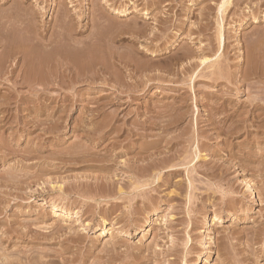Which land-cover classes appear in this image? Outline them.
Masks as SVG:
<instances>
[{
    "label": "rangeland",
    "instance_id": "374dc122",
    "mask_svg": "<svg viewBox=\"0 0 264 264\" xmlns=\"http://www.w3.org/2000/svg\"><path fill=\"white\" fill-rule=\"evenodd\" d=\"M221 3L0 0V264H264V0Z\"/></svg>",
    "mask_w": 264,
    "mask_h": 264
},
{
    "label": "bare ground",
    "instance_id": "6f19581e",
    "mask_svg": "<svg viewBox=\"0 0 264 264\" xmlns=\"http://www.w3.org/2000/svg\"><path fill=\"white\" fill-rule=\"evenodd\" d=\"M103 1V0H102ZM233 2H234V0H222V3H221V5H220V8H219V13H220V15L221 16H223V14L225 13V11H227L226 9L227 8H229V6H231V5H233ZM14 4V3H13ZM37 5V4H36ZM106 5V4H105ZM87 6V5H86ZM23 9V8H22ZM231 9V8H230ZM228 11H230V10H228ZM117 12V11H116ZM112 13V12H111ZM122 13V12H121ZM27 14V13H26ZM32 15V14H31ZM30 15V16H31ZM26 16H28V15H26ZM9 18V17H8ZM15 18V17H14ZM113 18V17H112ZM221 18V17H220ZM100 19V18H99ZM103 20V19H102ZM164 20V19H163ZM223 20H224V18H223ZM19 21V20H18ZM29 21V20H28ZM220 21V20H219ZM225 21V20H224ZM223 21V22H224ZM255 21V20H254ZM96 22V21H95ZM103 22V21H102ZM222 21L221 22H219V25L221 26V28L219 27V37H221V42L223 41V35L224 34H222V32L224 31L223 29H224V26L221 24V23H223ZM5 23V22H4ZM16 23V22H15ZM67 23V22H66ZM94 23V22H93ZM32 24V23H31ZM3 25V24H2ZM67 25V24H66ZM105 26V25H104ZM138 26V25H137ZM187 26V25H186ZM2 27V26H1ZM97 27V26H96ZM95 27V28H96ZM223 27V28H222ZM5 28V27H4ZM19 28V27H18ZM99 28V27H98ZM103 28V27H102ZM126 28V27H125ZM133 28V27H132ZM217 28H218V26H217ZM3 29V28H2ZM107 29H109V28H107ZM96 30V29H95ZM94 30V31H95ZM135 30L137 31L138 30V28L137 27H135ZM134 30V31H135ZM145 30V29H144ZM7 31H8V29H7ZM44 31V30H43ZM103 31V30H102ZM109 31H110V29H109ZM126 31V30H125ZM134 31H133V33H134ZM143 30H141L140 32H142ZM107 32V31H106ZM138 32V31H137ZM16 33V32H15ZM108 33V32H107ZM122 34H123V32H121ZM127 33V32H126ZM130 33V32H129ZM133 33H131L132 34V36H133ZM115 34V33H114ZM117 34V33H116ZM115 34V35H116ZM61 35V34H60ZM63 35V34H62ZM67 35V34H66ZM135 35H136V33H135ZM151 35V34H150ZM12 36V35H11ZM69 36V35H68ZM67 36V37H68ZM106 36V35H105ZM137 36V35H136ZM135 36V37H136ZM138 36H140V35H138ZM100 37V36H99ZM104 37V36H103ZM109 37V36H108ZM114 37V36H113ZM118 37V36H117ZM134 37V36H133ZM141 37V36H140ZM60 38V37H59ZM93 38V37H92ZM98 38V37H97ZM63 39V38H62ZM116 39V38H115ZM122 39V38H121ZM60 40V39H59ZM71 40V39H70ZM97 40V39H96ZM100 40V39H99ZM101 40H103V38L101 39ZM15 41H16V39H15ZM95 41V40H94ZM115 40H113V42H114ZM81 44V43H80ZM111 44V43H110ZM221 44V43H220ZM105 45V44H104ZM124 45V44H123ZM35 46V45H34ZM108 46V45H107ZM113 47V46H112ZM121 47V46H120ZM119 47V48H120ZM80 48V47H79ZM109 49H110V47H108ZM116 48H117V46H116ZM121 49V48H120ZM72 50V49H71ZM128 50V49H127ZM130 50V49H129ZM255 50V49H254ZM90 51V50H89ZM119 51V50H118ZM131 51V50H130ZM125 52V51H124ZM128 52V51H127ZM115 54H116V52H115ZM118 54V53H117ZM130 54V53H129ZM135 54V53H134ZM133 54V55H134ZM187 54V53H186ZM218 54V53H217ZM113 55H114V53H113ZM157 55V54H156ZM123 56V55H122ZM155 56V55H154ZM58 57V56H57ZM96 58V57H95ZM34 59V58H33ZM126 60V59H125ZM63 61V60H62ZM79 61V60H78ZM128 61V60H127ZM132 61V60H131ZM64 62V61H63ZM88 62V61H87ZM86 63V62H85ZM91 63V62H90ZM138 63V62H137ZM63 65H64V63H62ZM117 64V63H116ZM57 66V65H56ZM71 66V65H70ZM121 66V65H120ZM137 66V65H136ZM139 66V65H138ZM47 67V66H46ZM125 67V66H124ZM182 67V66H181ZM126 68V67H125ZM130 68V67H129ZM140 68V67H139ZM49 69V68H48ZM104 69V68H103ZM44 70V69H43ZM42 70V71H43ZM59 70V69H58ZM57 70V71H58ZM125 70V69H124ZM78 71V70H77ZM106 71V70H105ZM31 72V71H30ZM29 72V73H30ZM35 73H37V72H35ZM100 73H102V72H100ZM146 73V72H145ZM38 75H39V73H37ZM93 74H95V73H93ZM104 74V73H103ZM114 74V73H113ZM31 75V74H30ZM44 75V74H43ZM46 75V74H45ZM32 76V75H31ZM40 76V75H39ZM53 76V75H52ZM100 76V75H99ZM111 76V75H110ZM164 76V75H163ZM81 77V76H80ZM85 77V76H84ZM91 77V76H90ZM118 77V76H117ZM141 77V76H140ZM33 78V77H32ZM36 79V78H35ZM39 79V78H38ZM42 79V78H41ZM92 79V78H91ZM139 79V78H138ZM141 79V78H140ZM104 81V80H103ZM192 81V80H191ZM131 92H132V90H130ZM250 152V151H249Z\"/></svg>",
    "mask_w": 264,
    "mask_h": 264
}]
</instances>
